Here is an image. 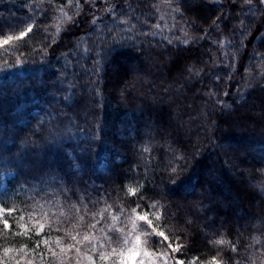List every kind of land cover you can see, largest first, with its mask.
<instances>
[{"label":"trees","instance_id":"trees-1","mask_svg":"<svg viewBox=\"0 0 264 264\" xmlns=\"http://www.w3.org/2000/svg\"><path fill=\"white\" fill-rule=\"evenodd\" d=\"M231 1L0 0V264H115L154 212L171 264H264V7Z\"/></svg>","mask_w":264,"mask_h":264},{"label":"rangeland","instance_id":"rangeland-1","mask_svg":"<svg viewBox=\"0 0 264 264\" xmlns=\"http://www.w3.org/2000/svg\"><path fill=\"white\" fill-rule=\"evenodd\" d=\"M94 1L99 2V0H89V2H94ZM103 1L104 0H100V2H103ZM243 1L244 0H241V3H240L239 0H237L238 5L241 6V8H239L240 13L244 11L243 10L244 5L242 6ZM259 1H260V4L264 7V2H261V0ZM231 2L232 4H235L234 0H232ZM181 34L184 35V38L185 36L186 37L188 36V33L186 31L185 32L182 31ZM188 41H189V38H187V42ZM213 49H214V46H212V48L210 49L211 53L209 52V61H213L215 59L216 54L213 51ZM207 64L208 65L207 67H205L204 70L208 68L209 63ZM217 64H219L218 60L216 61L214 60L213 64L210 65V67L214 68L217 66ZM200 73L202 72L200 71ZM12 175L13 173H10V172L0 173V194L3 193L8 187V181L12 177ZM250 185L256 189L258 188L259 190L258 185L256 186V184L253 185L252 183H250ZM8 212L9 210L4 208L0 202V216H4ZM154 213L155 214L141 213V214L135 215L134 220L132 221V227L136 230V233L128 240L127 246L123 248L120 247L118 252L114 253V258H116V261L114 262L115 264H164L163 261L167 258V252H168L167 247L168 249L171 248L172 250L174 246L173 247L170 246L169 240L164 241L162 245V241L159 239L160 236L155 235V233L160 232V229L158 225L154 224V220H156L157 218L156 216H158L159 213L158 214L156 212ZM140 216H146L147 221L140 220L139 219ZM7 226H8V221H7ZM173 253L174 252L172 251L170 254L171 255L170 264L172 263V259H174Z\"/></svg>","mask_w":264,"mask_h":264},{"label":"snow or ice","instance_id":"snow-or-ice-1","mask_svg":"<svg viewBox=\"0 0 264 264\" xmlns=\"http://www.w3.org/2000/svg\"><path fill=\"white\" fill-rule=\"evenodd\" d=\"M261 2H264V0H261ZM24 35H25L24 32H21V33H20V36H21V37H23ZM13 39H15V37L8 36V37H6V38L0 40V43L6 45V44H8L10 41H12ZM174 171H175V170H174ZM139 219L142 220V221H147V217H146V216H140ZM5 226H7V221H5ZM155 235L160 236L164 241H168V237L165 235L164 232H157V233H155ZM220 243H222V241H221ZM178 250H179V247H178V246H177L176 248H173V249H172V251H178ZM105 258H107V257H105ZM177 264H182V262H177Z\"/></svg>","mask_w":264,"mask_h":264}]
</instances>
